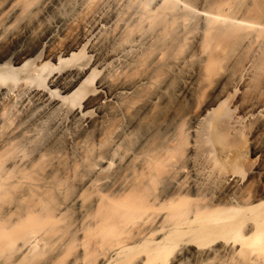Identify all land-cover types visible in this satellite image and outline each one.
<instances>
[{"label": "bare ground", "instance_id": "bare-ground-1", "mask_svg": "<svg viewBox=\"0 0 264 264\" xmlns=\"http://www.w3.org/2000/svg\"><path fill=\"white\" fill-rule=\"evenodd\" d=\"M0 264H264V0H0Z\"/></svg>", "mask_w": 264, "mask_h": 264}, {"label": "rangeland", "instance_id": "rangeland-1", "mask_svg": "<svg viewBox=\"0 0 264 264\" xmlns=\"http://www.w3.org/2000/svg\"><path fill=\"white\" fill-rule=\"evenodd\" d=\"M245 154L247 155L246 158H248V157H249V156H248L249 154H248V153H245Z\"/></svg>", "mask_w": 264, "mask_h": 264}]
</instances>
